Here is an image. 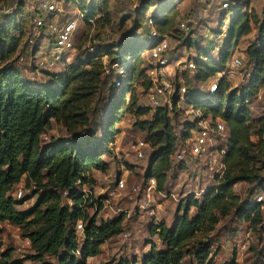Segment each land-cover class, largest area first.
Instances as JSON below:
<instances>
[{
  "label": "trees",
  "instance_id": "16d2710c",
  "mask_svg": "<svg viewBox=\"0 0 264 264\" xmlns=\"http://www.w3.org/2000/svg\"><path fill=\"white\" fill-rule=\"evenodd\" d=\"M151 1L141 0L132 21L129 16L120 20V31L127 21H131V29L117 45L109 43L87 51L74 42L73 49L81 53L82 58L66 64L59 74L44 71L51 82L40 86L24 80L16 66L20 49L27 47L21 44L27 36L31 14L23 2L11 13L0 14V224L8 223L21 231V236L29 241L34 251L27 257L30 261L42 263L47 256L56 258L58 264H86L87 259L100 254L106 241L123 232L125 213L97 224L104 197L94 196L96 181L92 173L107 172L108 166L102 157L110 152L108 146L118 133L115 126L126 115L135 118V128L146 132L145 142L153 152L145 180L154 178L158 192L163 190L177 146H182L189 130L196 127L197 121H187L182 135L177 137L167 109L156 108L150 113L149 108L138 104L137 87L143 92L149 88L141 54L154 41L142 38L143 43L138 44L136 38L128 43L126 37L142 33L146 29V18L151 17L154 28L163 38L174 29L178 13L171 3L148 15ZM98 2L101 8L90 5L83 10L82 18L90 23L98 11L100 17L94 25L101 32L112 26L113 21L108 0ZM3 3L5 0H0V5ZM227 15V11H223L221 24ZM252 26L257 30V38L245 52L254 69L240 86L231 89L224 73L235 47L251 33ZM182 41L189 48L194 42L190 38ZM197 54L203 55L195 65L197 82L223 75L217 81L216 90L207 98L193 93L188 96L202 118L220 120L226 126L224 171L221 176H214L212 184L203 190L200 201L187 198L182 215L175 218L171 228L164 222L153 225L152 235L157 236L164 249L158 251L151 245L140 264H181L184 255L189 253L187 245L194 242L201 249L197 253L198 260L208 264L210 246L206 238L214 231L219 218L234 215L238 221L249 223L252 230L264 220V177L262 167H258L264 161V116L252 120L248 106L249 100L264 88V7L261 16L250 9L249 2L237 10L229 20L227 36L217 59L210 58L206 51ZM104 61H108L109 66L118 63L125 69L120 77L121 86L113 96L107 95L109 98L102 97L111 76L106 73ZM100 103L105 108V129L99 145L89 151L88 143L94 133L91 131L85 136L87 147L80 141L75 146L67 145L69 141L62 139L42 147L41 138L51 129L52 122L67 134L87 129L95 105ZM142 117L144 119L140 120ZM252 136L257 142H252ZM22 178L35 188L34 194H41L35 205L19 212L16 206L24 200L17 201L9 194ZM239 184L249 186V198L244 201L235 191ZM253 195L263 198L257 202L258 196L250 198ZM192 208L195 213L190 217ZM90 209L95 210L93 214L89 213ZM77 223L83 225L81 243L75 230ZM198 239L201 240L197 242ZM11 254V249L6 250L0 256L1 264H9ZM10 264H23V261L17 259ZM225 264L238 263L233 258Z\"/></svg>",
  "mask_w": 264,
  "mask_h": 264
},
{
  "label": "rangeland",
  "instance_id": "374dc122",
  "mask_svg": "<svg viewBox=\"0 0 264 264\" xmlns=\"http://www.w3.org/2000/svg\"><path fill=\"white\" fill-rule=\"evenodd\" d=\"M41 1L53 2L58 9H62L61 13L50 15V19H55L58 22L65 20L78 22L77 30L74 34V42L75 44L80 43L82 50L87 51L109 43L117 45L123 39L124 34L131 29L134 11L141 3V0H108V11L111 14L113 25L109 28H104L101 32L94 25V21L100 17L98 11L90 23L83 21V18L79 16V13H83V10L90 5L94 4L97 8H101V3L98 0H75L74 2L70 0H5V3L0 5V10L4 9V12L10 11L11 13L16 9L19 2H23L27 12L33 15L34 10ZM151 3L148 15L156 13L162 7L171 3H174L178 11L175 27L167 34V43L171 51L170 55L175 60L180 58L183 61L194 59L198 51H206L210 58L217 59L226 39L223 40L220 37L224 23L221 24L223 11L218 0H152ZM249 7L261 16L264 0H252ZM124 16L131 17V21H127L125 27L120 31L119 23ZM181 23H186L189 30L182 31L180 28ZM226 29L225 35L228 31V28ZM98 33L100 34L96 38ZM139 33L138 35L127 36L126 42L133 43L137 38L138 44L143 43L144 40L142 38L147 36V30L144 29L142 33L141 31ZM182 38H190L194 41L190 48L186 46ZM256 38L257 30L252 26L251 33L241 40L240 45L235 47L234 53L227 64V70L224 73L231 89L240 86L247 79L249 72L254 69L253 62L247 58L245 51L249 45L256 41ZM50 42V36L45 34V38L39 46L46 50ZM21 46H24L23 42ZM30 50L29 47H26L25 50L23 48L20 49L19 56L22 55L24 60L16 62V66L21 70L23 79L29 80L36 86L50 83L51 78L48 75L46 76L44 71L32 69L30 65H27L30 62ZM82 56L77 50H67L65 56L61 58V61L50 72L59 74L63 71L66 64L76 62ZM233 58H240L242 61L241 68L237 71L230 70ZM104 63L107 70H109L108 61H104ZM172 67H175V63H172ZM171 69H169V72L173 74ZM184 73H186L185 76ZM184 73L177 75L179 78L177 83L185 87L189 94L193 93L202 97L207 96L210 86L215 80L220 78L217 75L206 82H197L195 80V72ZM170 79H173V76H170ZM111 80L112 78L109 76L108 85L102 91V97L109 98L107 94ZM137 94L138 104L149 108L150 113H153L154 109L150 107L146 92H143L141 87H137ZM248 106L251 110L252 120L257 121L264 116V88L260 90L255 98L249 100ZM104 109L101 103L96 104L89 128H82L70 134H67L61 126L52 122L51 129L41 138L42 147L49 143L58 142L60 139L69 141L67 145L75 146L79 141L84 145L85 136L94 131L90 136L92 139L88 143V149L91 151L92 148L100 144V139L105 129ZM188 109L186 105L181 104L169 112L177 137L182 135L185 125L188 124L187 121L191 122L196 117V113H188ZM142 119L144 117L140 120ZM134 123L135 118L131 115H126L125 119L115 126L118 133L114 138V142L108 146L110 152L102 157V160L107 163L108 170L104 174L101 173L100 178L96 179V184L93 188L95 197L103 196L106 189L113 187L117 178L123 181V189L110 198L108 203L103 204V208L96 218V222L99 224L101 221L111 220L119 214L125 213L123 232L106 241L100 248V254L87 259L86 264H118L120 262L140 264L143 256L149 252L151 245L155 246L156 250L162 251L164 249L163 245L157 236L152 235L153 225L164 222L168 228H171L175 218L182 215L187 198L194 197L200 201L203 190L208 188L214 180V176L210 174L205 162H197L194 159H190L186 153L184 164L180 165L175 162L173 155L163 190L161 192L157 190L148 192L145 173L149 157L153 151L149 146L144 147L141 150L143 157H137L132 145L140 141L145 142L146 132L135 128L133 126ZM251 140L257 142L255 136H252ZM220 143L224 149L226 147V139H222ZM84 146L87 147L86 145ZM185 149L184 145H179L176 153ZM258 167H262L261 175L264 177V161ZM24 180L25 178H22V181L9 194L17 201L24 200L23 203L16 206V210L19 212L30 209L35 205L41 194L40 192L34 194L35 188ZM248 189L249 186L246 184L236 186L235 191L240 194L242 201L249 198ZM257 196L253 195L250 198L256 199ZM94 211V209H90L89 213L93 214ZM194 213L195 210L192 208L189 216L193 217ZM78 238L81 243V236L78 235ZM200 240L198 239L197 242ZM206 241H208L210 246L208 264H225L233 258L238 264H264V220L255 230H252L249 223L238 221L234 215L221 217L214 231L208 234ZM30 246L29 241L21 236V231L17 227L8 223L0 224V256L6 250L11 249L12 254L9 264L17 259L22 260L23 264H58L56 258L47 256L44 257L42 263L28 260L27 257L34 254ZM187 249L189 253L184 255L181 264H207L198 260L197 253H200L201 249L196 245V242L189 243Z\"/></svg>",
  "mask_w": 264,
  "mask_h": 264
},
{
  "label": "built area",
  "instance_id": "2783aa9c",
  "mask_svg": "<svg viewBox=\"0 0 264 264\" xmlns=\"http://www.w3.org/2000/svg\"><path fill=\"white\" fill-rule=\"evenodd\" d=\"M251 1L218 0L221 10L227 11L228 13L227 18L223 22L222 34L220 36L223 40L227 36L225 32L231 17L246 3L249 2V6H251ZM58 12L61 13L62 9H58L53 2L41 1L30 17V25L23 45L31 49L29 56L30 62L27 65L34 67L38 71L50 72L61 61V58L65 56L67 50H74V34L77 30L78 22L75 20L58 22L55 19H50V15ZM8 13L10 11L4 12V9L0 10V14ZM79 16L82 17L81 12ZM145 26L147 29V36L145 38L154 41L141 54V58L144 61L145 77L149 82L146 96L150 107L152 109L165 108L169 113L175 107L184 104L189 108L188 113H196L195 119L191 121H197L196 127L189 130L188 137L183 144L186 149L182 152H175L173 157L175 162L183 165L187 153L190 159H194L197 162H205L210 174L213 176H221L224 171L222 158L225 154L226 147L223 149L220 142L222 139H226V126L220 120L213 121L210 117L202 118L201 113L195 110L190 104L188 90L180 86V83H177L179 79L177 75H182L184 72H195L197 59H202L203 55L197 54L196 58L185 61L181 60V58L175 60L170 55L171 51L167 43V35L163 38L160 37V34L154 28V21L151 17L146 18ZM180 28L182 31L189 30L186 23H181ZM45 34H48L51 38V42L46 50L39 46L44 40ZM18 60L23 61V56L20 55ZM172 63H175V67H172ZM241 65L242 61L240 58H233L230 70L237 71L241 68ZM169 67L172 68L170 69L173 74L167 70ZM124 70V67L118 63L112 64L110 69L107 70L106 73L112 77L108 96H113L121 86L120 77L124 75ZM170 76H173V79H170ZM218 76L221 78L223 75L218 74ZM217 80L210 86L207 96H204L205 98L216 90ZM144 147H148V144L143 141L132 145V149L137 153L138 158L143 157L141 150ZM123 187V181L117 178L114 181L113 187L105 190L103 204L108 203L109 199L114 197ZM147 188L148 192L156 191V180L154 178L147 180ZM262 198V196H258L256 201L260 202ZM75 230L77 235H80L82 238V223H77Z\"/></svg>",
  "mask_w": 264,
  "mask_h": 264
},
{
  "label": "crops",
  "instance_id": "0c3cea01",
  "mask_svg": "<svg viewBox=\"0 0 264 264\" xmlns=\"http://www.w3.org/2000/svg\"><path fill=\"white\" fill-rule=\"evenodd\" d=\"M171 67H169V68H167V70H169ZM211 80V79H210ZM253 142V141H252ZM93 178L95 179V181H96V179L98 180V178H100L99 176H101V173L100 172H98V171H93Z\"/></svg>",
  "mask_w": 264,
  "mask_h": 264
}]
</instances>
